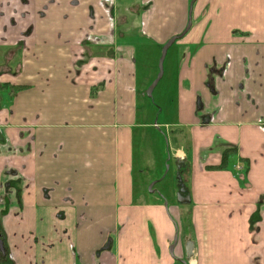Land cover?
<instances>
[{
  "label": "crops",
  "instance_id": "0c3cea01",
  "mask_svg": "<svg viewBox=\"0 0 264 264\" xmlns=\"http://www.w3.org/2000/svg\"><path fill=\"white\" fill-rule=\"evenodd\" d=\"M190 1L3 0L0 264H175L189 240L188 264H264V0H195L151 100L136 39L161 50Z\"/></svg>",
  "mask_w": 264,
  "mask_h": 264
},
{
  "label": "rangeland",
  "instance_id": "374dc122",
  "mask_svg": "<svg viewBox=\"0 0 264 264\" xmlns=\"http://www.w3.org/2000/svg\"><path fill=\"white\" fill-rule=\"evenodd\" d=\"M15 1H17L16 5L17 4L18 5H22V4L27 5V10H29L28 1H30V0H15ZM3 7H4L3 0H0V25L1 24L7 25V24H9L8 20L10 17H9V15H7V12H8L7 6H5V8H3ZM146 9L149 10L150 8L148 9L146 7H143V10H146ZM27 10H26L27 14L25 15L26 18H24V19L27 20V18H29L28 20H30L32 18H35V13L34 12L29 13V11H27ZM140 11H141V9H140ZM190 17H191V15H190ZM12 20H13V18H12ZM14 21H16V20L14 19ZM124 21L127 22V21H130V19L125 18ZM0 31H2V30L0 29ZM3 34L4 33L2 32V35ZM136 40L137 41H136L135 49H137V57L136 58H137V63L140 65L139 69L142 71H146L147 69H149V72H150L151 77L149 78V82L147 83V87H148L149 84L152 82V80L156 77V75L158 73V60H159L161 50L159 48L154 49V47L151 46L150 44H148L146 41L141 42V40H138V38ZM27 46H28V44H27ZM172 48L173 47H170L169 50L167 49V52H166V55H165V58L163 61V76H162L160 82L156 86L155 90L151 92V95H147L149 97V99H151V100L153 99V100L157 101L156 98L158 97V95H157L158 89L161 86H163V87L165 86L164 84L166 83V80H167L166 79L167 78V72L170 71V59H169V57H170V52H171ZM143 51H145V53H143ZM146 94H147V92H146ZM171 114H172V112L169 111V113L166 116L170 117ZM161 116L162 117H160L158 119L159 122H161L162 120L165 119V118H163L164 114H162ZM158 127H156V129H155L159 132L158 141H156V144H155L157 147L156 153L158 155V162L155 159V152H154L153 167L158 169V173L162 172V171L163 172L159 176H157V177H160V180H158V181L152 180L149 183V185L156 183L155 184V185H157L155 187L156 194H158V192H159L158 189H159L161 193L169 196L171 199L174 196L172 194V188L174 185V179L172 177L173 176V161L170 160V151H169L170 148H169V146L166 145V140L164 137V134L167 133V128L165 126H161V127L158 126ZM0 149H1V146H0ZM4 187H5V189H7V186H4ZM177 190H178V188H177ZM176 200H177L176 197H174L173 200H170V201L168 200L169 201L168 206L169 207L171 206V202H174L176 204ZM6 207H7L6 205L0 204V228H2L1 218H2V215L5 213ZM175 235L176 234H174L173 238H172L173 243H174V236ZM4 237H5V233H4ZM173 243H171L169 245V250H170L171 246L173 245ZM192 257H193V253H192ZM181 258L184 259L185 254H183V256ZM187 263H188V260H187Z\"/></svg>",
  "mask_w": 264,
  "mask_h": 264
},
{
  "label": "water",
  "instance_id": "95a60500",
  "mask_svg": "<svg viewBox=\"0 0 264 264\" xmlns=\"http://www.w3.org/2000/svg\"><path fill=\"white\" fill-rule=\"evenodd\" d=\"M195 0H191L190 1V8H189V19L187 21V24L184 28V30L176 35V36H172L171 38H169L167 40V42H165V44L162 46L161 48V53H160V56H159V60H158V73L156 75V77L152 80V82L149 84V86L147 87V95H151V92L153 91V88L156 86V84L158 83V81L161 79L162 75H163V61H164V58H165V55H166V51L168 49V47L173 43V41L179 37H181L184 33L187 32V30L189 29L190 25H191V9H192V4ZM178 167H180V165L178 164ZM176 179H177V184H178V191H177V200L180 202V203H189L190 202V196L189 194H184L185 193V183H183L181 181V177L180 175L176 174ZM176 240H177V237L174 236V243L173 245L176 243ZM172 245V246H173ZM185 251H186V255H185V258L181 260L182 263L186 264L187 263V260H189L191 257H192V253H193V242L191 240H189L187 243H186V247H185ZM0 253L2 256H5L6 255V252H5V246L3 244V240L2 238L0 237Z\"/></svg>",
  "mask_w": 264,
  "mask_h": 264
},
{
  "label": "trees",
  "instance_id": "16d2710c",
  "mask_svg": "<svg viewBox=\"0 0 264 264\" xmlns=\"http://www.w3.org/2000/svg\"><path fill=\"white\" fill-rule=\"evenodd\" d=\"M237 153V149L235 147H231V148H226L225 150H223V152L221 153V161L219 164H217L216 166H210V167H214V168H217V169H220V168H224L226 167L227 163H228V159L231 155L233 154H236ZM185 171H186V168H182L179 170V174H180V177H181V181L183 183L186 182V179H185ZM185 191H186V186H185Z\"/></svg>",
  "mask_w": 264,
  "mask_h": 264
},
{
  "label": "flooded vegetation",
  "instance_id": "af4514ba",
  "mask_svg": "<svg viewBox=\"0 0 264 264\" xmlns=\"http://www.w3.org/2000/svg\"><path fill=\"white\" fill-rule=\"evenodd\" d=\"M154 126H155V125H154ZM181 167H182V166L178 167V169H177L178 174H179V170L181 169ZM177 172H176V174H177ZM179 175H180V174H179ZM184 194H185V193H184ZM0 237H1L2 240H3V237H4V236L2 235L1 232H0ZM3 244H4V241H3ZM0 256H2V255L0 254ZM4 257H5V256H4ZM182 259H183V258H179L175 264H184V263L181 262ZM186 264H188V263H186Z\"/></svg>",
  "mask_w": 264,
  "mask_h": 264
},
{
  "label": "built area",
  "instance_id": "2783aa9c",
  "mask_svg": "<svg viewBox=\"0 0 264 264\" xmlns=\"http://www.w3.org/2000/svg\"><path fill=\"white\" fill-rule=\"evenodd\" d=\"M156 127L158 126L156 123L154 124Z\"/></svg>",
  "mask_w": 264,
  "mask_h": 264
}]
</instances>
